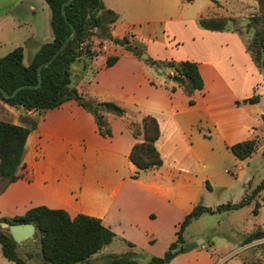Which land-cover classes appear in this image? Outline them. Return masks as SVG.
<instances>
[{"label": "crops", "instance_id": "obj_1", "mask_svg": "<svg viewBox=\"0 0 264 264\" xmlns=\"http://www.w3.org/2000/svg\"><path fill=\"white\" fill-rule=\"evenodd\" d=\"M102 1L118 15L110 29L113 37L127 36L144 47L148 58L197 62L203 88L188 97L179 83L168 78L174 75L173 68L155 67L110 41L101 46L92 43L98 53L75 61L73 84L86 99L115 102L124 114H104L112 131L106 137L98 132L92 114L73 99L43 113L24 112L23 117L34 115L37 125L26 140L22 177L0 194V217L22 215L38 205L63 209L71 217H96L116 238L91 255L90 261L116 254L105 251L110 246H124L121 253L128 252L123 240L134 244L131 252L148 260L163 254L194 206L209 207L204 201L212 188L206 158H212L214 148L205 140L216 138L220 149L230 151V145L253 139L254 152L241 160L256 153L264 156V108H260L264 107V75L239 32L204 29L197 23L199 13L188 19H159L157 14L169 12L173 0ZM231 1L244 5L248 0ZM50 18L45 0H0V57L20 46L23 63H29L42 44L53 40ZM114 55L118 59L107 66V57ZM254 93L258 101L248 102ZM4 111L12 110L4 105ZM147 114L158 121L160 136L155 145L163 162L133 178L136 168L129 154L142 135L135 137L131 126L142 130ZM164 143L185 146L178 159L186 165L166 161ZM257 215L258 211L253 214ZM189 252L200 253L188 249L181 254ZM206 260L209 264L211 256Z\"/></svg>", "mask_w": 264, "mask_h": 264}, {"label": "trees", "instance_id": "obj_2", "mask_svg": "<svg viewBox=\"0 0 264 264\" xmlns=\"http://www.w3.org/2000/svg\"><path fill=\"white\" fill-rule=\"evenodd\" d=\"M50 8V26L53 40L40 46L29 63H23V49L18 46L0 57V87L10 94L20 85H26L12 97H4L0 91V101L3 106L21 107L26 111L45 112L61 106L65 101L73 99L83 109L92 114L98 132L102 136L110 137L112 131L104 118L109 112L123 115L125 109L112 101H95L86 99L78 91L72 80L71 65L76 60L91 58L98 53L92 49L90 36L94 35L103 41H110L116 45L124 46L140 58L143 53L138 43H132L127 36L113 37L110 29L118 19L113 10L106 8L102 0H72L65 6L66 19L62 15L61 6L66 0H45ZM217 4V1L213 0ZM258 12L248 17L245 24L250 39L245 42V49L250 54L259 71L264 75V0H257ZM233 19L224 16L199 17L197 23L208 30H227L242 33V28H228L227 24ZM75 29L74 37L66 47L52 60L50 64L41 68V84L36 87L37 67L48 60L57 50L62 41ZM118 59L117 55L108 56L106 65L111 66ZM146 62L155 67H171L174 75L184 79L180 84L184 93L190 97L195 90L203 88V78L198 69L197 62L190 60H155L148 58ZM168 78L171 79V76ZM151 83H153L151 81ZM259 99L254 93L247 99L254 103ZM193 104V100H188ZM5 112V111H4ZM37 120L28 123H15L0 117V194L6 187L22 177L20 170L24 168V150L29 133L36 128ZM132 134L138 137L143 135L131 148L129 159L136 170L132 175L138 177L141 171L157 168L162 165V158L155 142L160 136L157 119L147 114L142 118V130L136 126L131 127ZM255 140H245L229 146L230 151L239 159L249 157L255 150ZM264 188V179L251 191L246 192L237 203L220 204L216 208L198 204L185 215L175 231V239L168 245L160 256H151L145 263H139L135 253L128 251L123 254H109V261L102 264H168L176 255L187 251L183 246L184 231L186 227L203 213L214 214L241 208L250 204ZM260 204L255 201L252 213L256 214ZM0 221L10 224L32 223L39 234V252L47 264H92L90 256L98 252L104 245L111 243L116 234L104 226L99 218L77 214L71 217L63 209H53L44 205L29 208L22 215L13 217H0ZM264 236V230L257 228L245 237V242ZM129 247L134 244L123 240ZM16 243L7 229L0 227V248L2 255L15 264H27L25 258L18 255Z\"/></svg>", "mask_w": 264, "mask_h": 264}, {"label": "rangeland", "instance_id": "obj_3", "mask_svg": "<svg viewBox=\"0 0 264 264\" xmlns=\"http://www.w3.org/2000/svg\"><path fill=\"white\" fill-rule=\"evenodd\" d=\"M215 1H217V4L213 0H173L169 12L158 13L157 17L159 19H165L166 17L188 19L194 18L197 13L201 14V17L226 16L233 19L228 22L227 27L242 28V37L245 40H249L250 33L246 32L244 27L248 17L258 12L257 0H248L244 5H238L231 0ZM162 25V22L157 25L160 32ZM145 26L147 27V25ZM174 26L176 25L174 24ZM146 33L148 35V32ZM89 39L94 46H101L99 44L100 39L94 35H91ZM132 43L134 44V41ZM139 48L142 52H146L143 46H139ZM27 64L28 60H25V65ZM77 66L78 64L74 62L71 67L75 69ZM75 77L72 74L73 82ZM2 108L0 101V117L3 119L17 121L18 123H28L35 119L34 115L32 119L23 117L26 110L21 107H10L11 112H4ZM260 108L263 109V105ZM132 125L136 126V124ZM204 142L208 147L214 148V153L209 154L212 158H206L207 173L210 175L212 188L210 191L207 190L204 201L209 207L216 208L220 204L239 202L245 190L247 192L251 191L264 179V156L262 154L256 153L247 160H241L235 157L231 151L220 149L216 138H213L212 141L205 140ZM185 148L183 145L173 146L171 143H164L166 161L174 159L176 163L181 165L184 163L186 165L184 161L178 159L179 156L184 155ZM240 165H242V168H240ZM258 197L261 198L258 199ZM262 197H264V188L252 201L255 204L258 199L260 202L256 217L252 213L254 205L250 204L238 209L214 214L203 213L198 219L193 220L184 233V247L189 250L196 249L200 251L199 255L195 256L193 252L180 253L168 264H206V259L209 256L212 258L209 264H264V236L245 242V237L249 233L259 226L264 228V204L262 203L264 198ZM167 233L163 236L164 238H166ZM35 234V238L27 240L24 244H18L16 252L21 257H27V264H47L40 256L39 234L37 232ZM161 244L162 242L158 245V248ZM123 247L110 246L106 247L105 251L119 254ZM126 247L127 250L133 251L131 247ZM135 258L139 263L147 261L142 253H136ZM108 261V256H96L91 260V263L102 264ZM0 264L15 263L7 260L0 251Z\"/></svg>", "mask_w": 264, "mask_h": 264}, {"label": "water", "instance_id": "obj_4", "mask_svg": "<svg viewBox=\"0 0 264 264\" xmlns=\"http://www.w3.org/2000/svg\"><path fill=\"white\" fill-rule=\"evenodd\" d=\"M72 0H66L62 6H61V12L62 15L64 16V18L66 19V12H65V6L68 5ZM75 35V29L72 27V32L69 36H67L62 43L60 44V46L57 48V50L52 54V56L42 62L40 65H38L37 67V78L38 81L36 84L34 85H27L29 87H33L36 88L41 84V68L47 66L48 64H50L52 62V60L66 47V45L68 44V42L74 37ZM140 58L142 60H147L148 59V55L146 52H143L140 56ZM160 70V69H159ZM171 80L174 82H177L179 84L184 83V79H182L181 77L177 76V75H172L171 76ZM26 85H20L17 88H15L10 94L6 93L3 91V89L0 87V91L2 92L4 97H12L16 94L17 91H19L20 89L24 88ZM0 227L2 229H7L10 233V235L12 236L13 240L18 243V244H24L27 240L29 239H33L36 236V227L34 224L32 223H14V224H10L8 222L5 221H0Z\"/></svg>", "mask_w": 264, "mask_h": 264}]
</instances>
